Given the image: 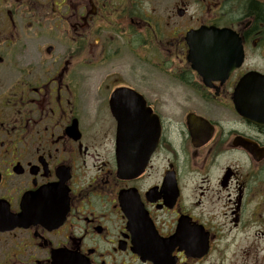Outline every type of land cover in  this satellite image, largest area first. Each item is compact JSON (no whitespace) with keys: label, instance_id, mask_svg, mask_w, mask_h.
Returning <instances> with one entry per match:
<instances>
[{"label":"flooded vegetation","instance_id":"flooded-vegetation-1","mask_svg":"<svg viewBox=\"0 0 264 264\" xmlns=\"http://www.w3.org/2000/svg\"><path fill=\"white\" fill-rule=\"evenodd\" d=\"M201 26L241 39L225 79L187 61ZM251 71L264 0H0V264H264V98L233 103Z\"/></svg>","mask_w":264,"mask_h":264},{"label":"water","instance_id":"water-1","mask_svg":"<svg viewBox=\"0 0 264 264\" xmlns=\"http://www.w3.org/2000/svg\"><path fill=\"white\" fill-rule=\"evenodd\" d=\"M185 39L188 44L187 59L191 63V67L205 80L207 77L222 79L242 62L243 50L240 38L230 29L202 26L189 30ZM254 76L255 73L252 72L243 76L234 93L236 109H239L240 113L250 120L255 118V113L252 111L254 100L260 99L259 104H261L264 98L262 83L256 86ZM238 92L239 104L237 101ZM119 171L120 173L125 172L123 161L120 162ZM132 171H137L136 167H133Z\"/></svg>","mask_w":264,"mask_h":264},{"label":"rangeland","instance_id":"rangeland-1","mask_svg":"<svg viewBox=\"0 0 264 264\" xmlns=\"http://www.w3.org/2000/svg\"><path fill=\"white\" fill-rule=\"evenodd\" d=\"M248 62H249V64L252 62L251 56H249ZM131 69H132V72L139 71L142 73L143 72L146 73V75H145L146 77L150 75V68L146 64L140 62L139 60H137L135 58L131 59ZM133 77H134V75H133ZM150 77L153 79H157V77L155 75H151Z\"/></svg>","mask_w":264,"mask_h":264},{"label":"trees","instance_id":"trees-1","mask_svg":"<svg viewBox=\"0 0 264 264\" xmlns=\"http://www.w3.org/2000/svg\"><path fill=\"white\" fill-rule=\"evenodd\" d=\"M251 7H256V4L252 2Z\"/></svg>","mask_w":264,"mask_h":264}]
</instances>
